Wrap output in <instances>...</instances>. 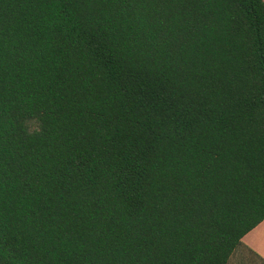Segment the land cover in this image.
I'll use <instances>...</instances> for the list:
<instances>
[{"label":"trees","instance_id":"16d2710c","mask_svg":"<svg viewBox=\"0 0 264 264\" xmlns=\"http://www.w3.org/2000/svg\"><path fill=\"white\" fill-rule=\"evenodd\" d=\"M263 219L264 0H0V264H227Z\"/></svg>","mask_w":264,"mask_h":264},{"label":"crops","instance_id":"0c3cea01","mask_svg":"<svg viewBox=\"0 0 264 264\" xmlns=\"http://www.w3.org/2000/svg\"><path fill=\"white\" fill-rule=\"evenodd\" d=\"M242 249L248 251V257H251V255L254 257L251 260L252 262L258 261L264 264V219L241 237L239 246H237L232 254Z\"/></svg>","mask_w":264,"mask_h":264},{"label":"rangeland","instance_id":"374dc122","mask_svg":"<svg viewBox=\"0 0 264 264\" xmlns=\"http://www.w3.org/2000/svg\"><path fill=\"white\" fill-rule=\"evenodd\" d=\"M33 126H35L34 123H32ZM248 251L242 249V250H239L237 252H235L234 254H232L230 260H229V263L228 264H263L261 262H258V261H254L252 262V255L251 257H248ZM252 254V253H251Z\"/></svg>","mask_w":264,"mask_h":264}]
</instances>
